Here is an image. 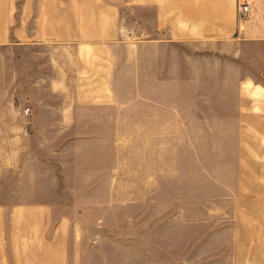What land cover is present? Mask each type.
Listing matches in <instances>:
<instances>
[{
    "label": "crops",
    "instance_id": "crops-1",
    "mask_svg": "<svg viewBox=\"0 0 264 264\" xmlns=\"http://www.w3.org/2000/svg\"><path fill=\"white\" fill-rule=\"evenodd\" d=\"M249 3V15L240 20L238 0H132L131 38L120 26L123 11L107 0H24L19 9L9 5L3 11L0 43L8 41L11 29L23 45L60 48L67 61L53 63L52 94L72 96L17 114L26 119L38 112L39 122L44 121L42 111H50L51 127H89L133 111L137 125L164 127L166 142L173 141V127L235 128L234 142L243 144V157L250 159V173H245L263 193L264 163L255 164L264 158V0ZM130 81L132 93L148 96V102L131 108L109 102V95L126 93ZM153 95L164 96L163 102L149 103ZM4 111L0 104V264H69L62 231L76 220L61 212V166L41 167L31 152L16 157L17 144L30 137L13 135ZM157 168L155 162L154 173ZM196 168L204 175L203 167ZM85 172L83 167L70 171L71 189H77V177ZM164 174L169 178L180 172L166 167ZM102 181L78 189L93 192ZM152 203L151 208L157 206ZM140 221L151 224L156 216ZM255 237L264 238V232Z\"/></svg>",
    "mask_w": 264,
    "mask_h": 264
},
{
    "label": "rangeland",
    "instance_id": "rangeland-1",
    "mask_svg": "<svg viewBox=\"0 0 264 264\" xmlns=\"http://www.w3.org/2000/svg\"><path fill=\"white\" fill-rule=\"evenodd\" d=\"M107 1L123 11L120 26L131 38L132 0ZM23 2L0 0V24L9 5L19 9ZM59 49L39 43L23 45L10 29L8 41L0 43V104L12 120V134L30 137L17 144L21 148L16 157L31 152L41 167L61 166V212L76 220L62 231V236H68L63 239L70 248L68 263H264V238L255 237L264 232V205H260L264 192L245 173H250L246 166L250 159L243 157V144L234 142L235 128L173 127V141L166 142L164 127L137 125L140 121L133 111L108 117L104 126L89 127H51L50 111H42L40 123L38 112L26 119L17 114L53 99L72 98L52 94L53 63L67 61ZM129 83L126 93L109 95V102L125 103L126 108L147 103L148 96H135ZM163 98L153 95L149 103L163 102ZM218 135L219 140L214 137ZM75 138L89 141L65 144ZM255 160L252 170L264 163V158H257L254 165ZM197 166L204 168V175ZM79 167L87 172L77 177L78 187L73 190L69 174ZM166 167L180 175L165 178ZM91 175L93 184L104 180L102 187L93 192L78 189L91 183ZM150 203L157 206L151 208ZM148 214L156 216V222L140 221Z\"/></svg>",
    "mask_w": 264,
    "mask_h": 264
},
{
    "label": "built area",
    "instance_id": "built-area-1",
    "mask_svg": "<svg viewBox=\"0 0 264 264\" xmlns=\"http://www.w3.org/2000/svg\"><path fill=\"white\" fill-rule=\"evenodd\" d=\"M250 0H238V9H239V15H240V20L243 18L247 17L250 13ZM30 114V110L27 109L24 111V115L28 116Z\"/></svg>",
    "mask_w": 264,
    "mask_h": 264
}]
</instances>
